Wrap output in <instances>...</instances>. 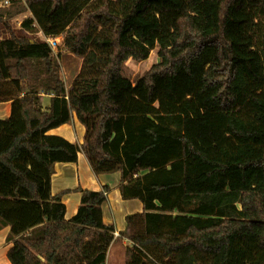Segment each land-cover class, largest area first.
I'll return each mask as SVG.
<instances>
[{
  "label": "trees",
  "instance_id": "trees-1",
  "mask_svg": "<svg viewBox=\"0 0 264 264\" xmlns=\"http://www.w3.org/2000/svg\"><path fill=\"white\" fill-rule=\"evenodd\" d=\"M0 22L64 37L82 58L66 88L49 46L0 38V229L11 264H106L115 228L101 191L77 188L65 220L55 163L83 153L95 175L119 172L120 236L159 264H264V0H0ZM159 62L140 79L129 59ZM43 96L49 106L43 110ZM83 144L49 135L72 121Z\"/></svg>",
  "mask_w": 264,
  "mask_h": 264
},
{
  "label": "crops",
  "instance_id": "crops-1",
  "mask_svg": "<svg viewBox=\"0 0 264 264\" xmlns=\"http://www.w3.org/2000/svg\"><path fill=\"white\" fill-rule=\"evenodd\" d=\"M48 102L43 106V110H47ZM11 103L0 102V120H4L10 116ZM49 135L60 136L71 143L83 144L85 135L84 126L78 121L74 115L70 123L60 126L59 128L50 130ZM120 180L119 172L111 174L95 175L83 153H78L77 162L75 163H55L53 174L51 177V193L56 195L65 190H75L82 188L83 190L101 191L103 187L109 188L107 200L103 203L102 216L103 222L106 225H113L115 233L118 234L109 247L107 253L106 264H118L115 260L108 261L110 251L121 248L126 251L127 245L131 243L120 236V232L126 227L125 217L129 214H136L143 212V205L139 200H123L120 194ZM81 193L69 192L62 197V202L65 204L66 213L65 220H70L76 213L80 206ZM10 233L9 227H2L0 229V264H11L7 259V251L12 246L11 241H7ZM119 244H116V243ZM117 245V248L115 247Z\"/></svg>",
  "mask_w": 264,
  "mask_h": 264
},
{
  "label": "rangeland",
  "instance_id": "rangeland-1",
  "mask_svg": "<svg viewBox=\"0 0 264 264\" xmlns=\"http://www.w3.org/2000/svg\"><path fill=\"white\" fill-rule=\"evenodd\" d=\"M17 2L26 4L25 0H17ZM8 5H2L0 7L6 8ZM31 14L26 12L14 19L11 20L9 26L6 27L3 23L0 22V38L5 39L10 36V33H13L18 36H24L32 40H42L41 33L39 32L37 26H33L32 29H25L22 24L24 20L29 19ZM58 65L60 66V76L64 82L66 88H69L73 79L76 77L80 71L82 65V58L71 54L65 47L60 53L59 60H57ZM159 62L157 56V50H153L146 61L136 62L129 59L123 65V76L130 79L131 82H136L140 79L154 64ZM48 96H43L41 107L46 105L48 102ZM116 244H119L118 242ZM129 245L126 246L129 247ZM117 248V245H115ZM126 250V249H125ZM117 262L118 264H159L154 258L150 257L148 254L143 253L140 250H136L133 260L130 262L126 261V251L121 250V248L113 249L108 256V261Z\"/></svg>",
  "mask_w": 264,
  "mask_h": 264
},
{
  "label": "built area",
  "instance_id": "built-area-1",
  "mask_svg": "<svg viewBox=\"0 0 264 264\" xmlns=\"http://www.w3.org/2000/svg\"><path fill=\"white\" fill-rule=\"evenodd\" d=\"M10 3V1H4L0 4V6L2 5H8ZM41 33V37L43 42H45L49 48H50V57L54 58L56 60H59V56L60 53L62 52L63 48L65 47L64 45V37L61 36H56V37H48L45 36L42 32ZM116 237L118 236V234H116Z\"/></svg>",
  "mask_w": 264,
  "mask_h": 264
}]
</instances>
